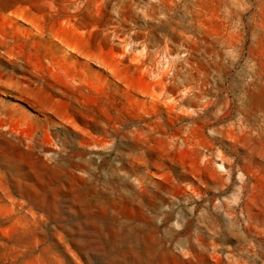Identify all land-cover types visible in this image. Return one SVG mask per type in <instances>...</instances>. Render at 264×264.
<instances>
[{"label":"rangeland","instance_id":"obj_1","mask_svg":"<svg viewBox=\"0 0 264 264\" xmlns=\"http://www.w3.org/2000/svg\"><path fill=\"white\" fill-rule=\"evenodd\" d=\"M0 264H264V0H0Z\"/></svg>","mask_w":264,"mask_h":264},{"label":"crops","instance_id":"obj_2","mask_svg":"<svg viewBox=\"0 0 264 264\" xmlns=\"http://www.w3.org/2000/svg\"><path fill=\"white\" fill-rule=\"evenodd\" d=\"M116 45V44H114ZM142 67H144V65H142ZM134 71L131 73H123V75L125 77H129V79H135L136 77H139V75H141V67H139V69L137 70V68L135 66H133ZM146 68L144 67L143 69V74L146 77L145 78V89L143 91H136L133 90L132 94L130 95V98H132V102L131 101H127L126 103V108L128 109H132V111H135V104L136 102L133 101L134 99L140 100L139 102H137V106L138 107H142L141 111L142 112H147V110L152 109L154 106V102L159 100L160 97V90H159V84L156 83L157 80H155V78H157V74H154L151 71L150 66L148 67V72H146L145 70ZM173 73V72H172ZM111 74L114 75V78L116 80H122L124 78V76L122 75V73L119 72V69H115L114 71L111 70ZM171 74V73H170ZM154 77V79H153ZM146 128H149L151 125L148 123L145 125Z\"/></svg>","mask_w":264,"mask_h":264}]
</instances>
